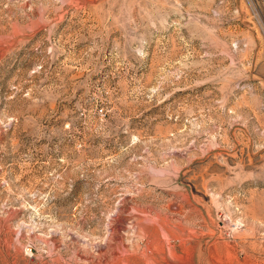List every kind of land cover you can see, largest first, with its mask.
<instances>
[{
	"label": "rangeland",
	"instance_id": "obj_1",
	"mask_svg": "<svg viewBox=\"0 0 264 264\" xmlns=\"http://www.w3.org/2000/svg\"><path fill=\"white\" fill-rule=\"evenodd\" d=\"M0 264H264V0H0Z\"/></svg>",
	"mask_w": 264,
	"mask_h": 264
}]
</instances>
